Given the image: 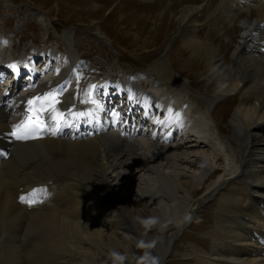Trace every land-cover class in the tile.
Returning a JSON list of instances; mask_svg holds the SVG:
<instances>
[{
	"label": "bare ground",
	"instance_id": "bare-ground-1",
	"mask_svg": "<svg viewBox=\"0 0 264 264\" xmlns=\"http://www.w3.org/2000/svg\"><path fill=\"white\" fill-rule=\"evenodd\" d=\"M223 1L229 7L233 4L232 0ZM193 11L188 7L177 20L184 26L187 22L191 24ZM247 22L244 31L249 33L241 37L232 53V59L236 60L233 71L221 59H214L210 48L200 42H186L192 53L204 59L209 72L206 75L216 84L215 98L208 99L205 104L210 105L220 95L254 91L251 102H238L226 124L225 133H221L214 123L210 128L204 125L203 128L199 120L187 118L180 128L177 127L173 139L190 140L185 142L187 145L159 144L160 140L152 132L156 118L150 115L142 120L148 111L137 107L134 111L136 119L131 124H135L137 129V121H143L142 130L137 136H129V140L109 133V138L103 139L105 144L97 139H43L27 144L14 143L16 155L3 161V176L0 175V237L6 232L0 264H63L62 253L68 260L64 264H97L96 251L101 252L104 247L120 259L121 252L127 254L135 244L133 236L136 233L145 235L155 245L159 252L157 264H164L175 236V233L166 236L167 225L174 223L180 228L185 227L189 223L186 218L191 213L193 202L201 205L208 199L220 201L217 217L222 223L213 230L214 238L223 242L230 240L235 249L227 258L220 257L218 253L214 257L213 253L206 257V263H200L203 256L196 252L194 263L240 264L264 257V247L251 239H244V229L239 225L243 212H248L250 220L247 226L257 230L264 227L262 220L257 219L258 212L251 207L245 208L244 204V198L250 197V193L264 197V70L261 65L246 61V56L251 55L252 58L261 46L255 37L260 31L257 26L253 30L248 29L250 22ZM256 53L264 63V53ZM116 94L123 96L122 87ZM160 108L153 109V113L164 116L171 107L165 105ZM201 114L204 115V112ZM1 116L4 117L3 114ZM211 119L206 121L205 118L202 122L207 125L210 121L214 122ZM4 121H0L2 128L5 127ZM183 127L190 129L189 134L182 135ZM150 139L152 141H148ZM47 151L54 160L41 168L40 174L61 175L63 179L58 181L59 191L51 200L25 214L23 207L26 206L16 201L15 192L18 186L29 184L32 179L26 176V168L18 162L32 161ZM242 173L244 180L237 182ZM76 190L79 193L76 194ZM59 195L74 198L64 200L67 196L60 199ZM84 200L88 209L94 211L97 208L93 218L84 215ZM54 203L65 207L62 209L63 216L52 210ZM135 203L139 205L135 206ZM145 219L162 233L155 235L152 234L153 228L147 230ZM235 220H239L236 225L233 224ZM94 221L99 224H94ZM20 237H28L31 244V248L26 247V261L21 259ZM43 243L44 247L41 246ZM221 247L224 248L225 244ZM42 249H48L52 254H45ZM121 257L126 259L124 254ZM84 258H90L91 263ZM77 259L85 261L82 263Z\"/></svg>",
	"mask_w": 264,
	"mask_h": 264
},
{
	"label": "rangeland",
	"instance_id": "rangeland-1",
	"mask_svg": "<svg viewBox=\"0 0 264 264\" xmlns=\"http://www.w3.org/2000/svg\"><path fill=\"white\" fill-rule=\"evenodd\" d=\"M248 1L249 6L245 5V7H250V10L245 15L247 16L250 12L249 20H253L257 17L256 9H254L253 5L258 0ZM203 2L204 0H0V19L6 21V17L9 14L18 13L14 12V9L7 10V5L11 8L20 6L18 8L21 11L20 16L16 19H10L9 22L10 26L14 25L11 29L13 35L21 32L22 37L17 44L20 45V41H26L27 44L37 41L39 44H44L46 39H52L61 48L67 49L68 44L73 43L79 46V52L85 51L89 53L86 55H93L100 64L99 68L103 66L108 73L117 68V70H120L121 66L128 68V65L125 63L119 64L117 57H121L123 60H128L132 64L143 68H148L154 64L155 69L158 68L155 74L161 78H159L161 82L166 84L164 86L154 83L155 90L163 91L165 88H169L170 91L175 92L179 88L176 85L171 86L169 81L172 78V81L176 79L178 77L177 74L180 73L182 77L190 81L189 84L197 93L205 98L206 102L208 99L215 98L216 84L214 81L209 80L206 75L208 71L205 68L204 59L192 53L186 42L192 40L210 48L213 58L221 59L233 71L236 60L232 59V53L239 41H237L239 32L236 33V28L233 31L228 29L222 30L228 22L225 21V16L220 13L221 10L217 11V6L219 2L220 5L224 3L223 0H209L206 8L200 12L203 9ZM259 5L262 8L264 7L262 2ZM188 7L194 10L193 12L196 15L200 12L196 17L191 38L185 35V33L180 35L182 22L177 20L183 14V10H187ZM258 16H260L259 12ZM249 20L247 21L250 22ZM248 22L247 24H249ZM231 23H234V21H231ZM96 32L105 34L107 41L112 43L111 47L113 50H115V45L120 47L116 48L117 53L114 54L105 44L98 43L93 37V34ZM172 38L175 41L170 52V59L164 63V67L159 68L162 62H156V60L161 57V54ZM251 59L252 62L250 61ZM246 61L259 67L262 66L264 70V63H261L255 56H252V58L251 55L246 56ZM100 69L104 70L103 68ZM157 76L155 77L158 78ZM181 82V80H177V84L184 87V83ZM226 84L227 82L224 83V85ZM253 93V90L240 91L237 94L228 95L230 97H226L225 100L223 99V101L221 100L217 103L214 111L215 115L211 113L210 117H212L213 123L221 133L226 132V124L238 102L240 100L251 102ZM191 98L194 99L192 96ZM198 110L202 111L201 113H205L203 107ZM210 127L212 126L208 125V128ZM197 152H200V150ZM243 180L242 173L237 182H242ZM233 188H236V186ZM74 192L76 194L79 193L77 190ZM59 197L60 199L66 198L64 200L74 198L69 195H59ZM244 199L246 200V198ZM219 203L220 201L209 200L207 203L199 206L198 203L193 202L190 209L191 213L186 218V221L188 220L189 223L185 227L180 228L174 223L167 225L166 236L170 237L173 233H175V236L174 241H172V250L164 261V264H195L194 262L197 258L194 256L196 252L203 256L200 263H206L208 260L206 257L213 253L214 257H217L215 253H218L220 257L227 258L230 253L234 252L232 249H235V247L231 244L230 240L223 242L213 236V230L218 228L222 223L217 217ZM138 205L139 203H135V206ZM17 208L19 209V207ZM64 208V206H57L54 203L52 210H56L59 215L63 216L62 212ZM195 208L197 210H194ZM253 213L254 211L252 212V217ZM245 214L248 216V212H243V216ZM238 221L235 220L233 224L236 225ZM94 224L98 225L99 222L94 221ZM144 224L147 230L153 228L151 227V223L146 221V219ZM153 229L152 234L159 235L162 233L157 227ZM5 235L6 232L2 235V238H5ZM216 235L221 236V234ZM115 237L117 238V236ZM1 239L0 254L2 253L4 243L6 244V240L1 241ZM133 239L136 240L134 241L136 245L132 244L130 252L125 254V251H122L120 254L121 256L123 254L126 255L125 260L121 256L119 259L103 246L104 250L101 252L96 251V257H98L96 258V263L152 264L153 260H155L157 264L159 252L155 245L142 234L136 233ZM222 244H225L224 248L221 247ZM22 246L25 248L24 245ZM63 255L61 257L58 255L61 258V262L63 264L65 262L68 263L65 254ZM84 259L88 263H91L90 258ZM84 259H82L83 262L85 261ZM77 261L79 260L77 259Z\"/></svg>",
	"mask_w": 264,
	"mask_h": 264
},
{
	"label": "snow or ice",
	"instance_id": "snow-or-ice-1",
	"mask_svg": "<svg viewBox=\"0 0 264 264\" xmlns=\"http://www.w3.org/2000/svg\"><path fill=\"white\" fill-rule=\"evenodd\" d=\"M9 67L12 68L13 71L16 70L15 64L9 65ZM38 101L41 102V106L39 108L35 107ZM46 101H50L49 107L52 108L53 111H55L54 105L55 103L58 102L57 96L55 94H47L43 97L36 96L28 99L27 101L29 105L28 111L30 114L27 116L25 123L16 126L14 130L10 133V135L17 140H24L29 138L32 132L45 130V123L40 118V112L45 111L43 104ZM91 102L96 103L95 100H92ZM62 118H63L62 114L60 113H57L56 115L53 116V120L57 121V123H59V121L62 120ZM21 200L23 201V197H21Z\"/></svg>",
	"mask_w": 264,
	"mask_h": 264
},
{
	"label": "clouds",
	"instance_id": "clouds-1",
	"mask_svg": "<svg viewBox=\"0 0 264 264\" xmlns=\"http://www.w3.org/2000/svg\"><path fill=\"white\" fill-rule=\"evenodd\" d=\"M152 264H156V261H155V260H153Z\"/></svg>",
	"mask_w": 264,
	"mask_h": 264
}]
</instances>
